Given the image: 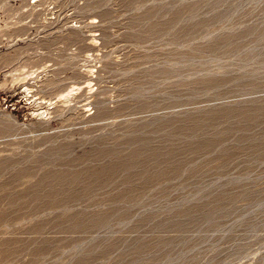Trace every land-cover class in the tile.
Segmentation results:
<instances>
[{
    "label": "rangeland",
    "instance_id": "obj_1",
    "mask_svg": "<svg viewBox=\"0 0 264 264\" xmlns=\"http://www.w3.org/2000/svg\"><path fill=\"white\" fill-rule=\"evenodd\" d=\"M0 264H264V0H0Z\"/></svg>",
    "mask_w": 264,
    "mask_h": 264
},
{
    "label": "bare ground",
    "instance_id": "obj_2",
    "mask_svg": "<svg viewBox=\"0 0 264 264\" xmlns=\"http://www.w3.org/2000/svg\"><path fill=\"white\" fill-rule=\"evenodd\" d=\"M89 84V83H88ZM71 89V88H70ZM76 89V88H75ZM79 89V88H78ZM70 91V90H69ZM69 91H67V94H65V97L69 94L68 92ZM71 91H73V90H71ZM70 96V95H69ZM68 98V97H67ZM64 99V98H63ZM5 165V164H4Z\"/></svg>",
    "mask_w": 264,
    "mask_h": 264
}]
</instances>
